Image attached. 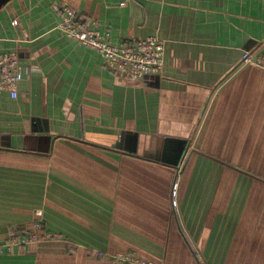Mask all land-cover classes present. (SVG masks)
Instances as JSON below:
<instances>
[{
  "label": "crops",
  "instance_id": "0c3cea01",
  "mask_svg": "<svg viewBox=\"0 0 264 264\" xmlns=\"http://www.w3.org/2000/svg\"><path fill=\"white\" fill-rule=\"evenodd\" d=\"M60 2L115 44L164 39L162 72L118 74L60 28ZM9 53L24 77L0 91V247L37 237L0 264H264V0H8Z\"/></svg>",
  "mask_w": 264,
  "mask_h": 264
},
{
  "label": "built area",
  "instance_id": "2783aa9c",
  "mask_svg": "<svg viewBox=\"0 0 264 264\" xmlns=\"http://www.w3.org/2000/svg\"><path fill=\"white\" fill-rule=\"evenodd\" d=\"M60 16V28L70 37L85 46L98 50L115 71L130 80L142 81L152 74H160L165 65V40L158 35L143 39L124 40L119 44L112 42L110 32L103 31L98 21L86 13L79 12L65 2L54 5ZM250 52H246L245 61H251ZM24 77L17 53L0 56V91H8L18 96V87ZM40 214V212H38ZM29 230L10 232L8 239L0 247L11 251L14 246H24L36 239ZM52 237V234H48ZM88 253L95 257H108L111 264H154L152 261L136 257L128 252L110 253L104 250L90 249ZM201 264H206L200 257Z\"/></svg>",
  "mask_w": 264,
  "mask_h": 264
},
{
  "label": "water",
  "instance_id": "95a60500",
  "mask_svg": "<svg viewBox=\"0 0 264 264\" xmlns=\"http://www.w3.org/2000/svg\"><path fill=\"white\" fill-rule=\"evenodd\" d=\"M8 0H0V7L4 5Z\"/></svg>",
  "mask_w": 264,
  "mask_h": 264
}]
</instances>
